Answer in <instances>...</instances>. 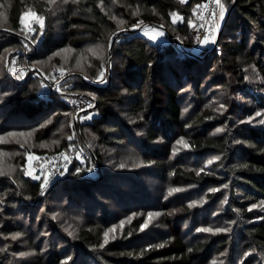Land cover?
<instances>
[{"label": "trees", "instance_id": "trees-1", "mask_svg": "<svg viewBox=\"0 0 264 264\" xmlns=\"http://www.w3.org/2000/svg\"><path fill=\"white\" fill-rule=\"evenodd\" d=\"M111 1L103 0L101 6L100 0H79L73 6L75 10L54 12L46 3L36 0V10L45 21L42 35L38 37L37 34L41 54L30 58L43 59L66 46L109 41L118 30L117 22L109 18ZM206 1L118 0V9L128 29L140 20L144 24H165L170 28L169 12L183 14L184 20L176 26L175 33L186 47L191 48L193 41L188 21L192 9ZM224 4L232 11L225 17L218 48L205 49L199 57L182 53L173 42L154 44L139 34H122L113 45V56L120 59V69L116 71L111 87L93 86L97 93L93 97L98 114L90 122L79 124L74 109L61 96L43 92L42 85L32 74H28L23 82L15 81L9 74L3 78L0 89L4 93L0 98L2 129L20 131L37 126V141L48 140L56 124L40 128L42 121L53 117L57 123L71 111L75 114L74 128L81 142L88 147H85L90 152L88 156L100 170L99 176L93 179L86 174L84 164L76 162L69 176L52 185L44 196L41 181H35L33 176L20 174L17 188L9 179L1 178L0 237L27 232L40 213L43 222L49 220L50 233L58 236L57 239H70L71 252L66 264H208L215 255L224 252H227V264H264V206L261 210H249L251 204L264 202V128L247 127L238 122V118L251 115L259 105L264 108V91L255 96L250 92L253 86L247 79L250 67L264 77V0H224ZM25 6L23 0H10L8 30H0V54L6 48L20 45L23 31L20 17ZM137 8L139 15L133 16L131 13ZM98 64L100 66V62ZM98 72L92 70L87 79H95ZM69 80L62 87L63 91L84 90L85 80L76 81V77ZM215 85L238 96L230 98L238 105L233 107L226 121L208 106V95ZM123 89L127 92L121 94ZM114 103L124 104L136 123L123 120L115 111ZM239 107L241 110L238 111ZM186 108L189 110L183 116ZM217 127H224V131L217 132ZM88 128L97 135L100 145L128 144L138 150L139 159L156 165V173L171 174L173 185L190 188L163 203L156 202L158 198L154 195L133 189L136 184H131L123 171L110 168L99 148L86 137ZM178 136H183L190 147L188 152L169 161L171 143ZM68 145L69 142L63 141L57 152L68 149ZM78 146L84 148L82 144ZM209 154L220 159L212 168L198 174L197 163ZM77 167L81 169L79 173L75 172ZM225 184L227 188L208 191L209 187ZM225 197L228 202L222 205L223 216L237 222L235 233L191 232L194 225L204 220L200 217H208L211 211L217 212L216 207ZM200 198L205 199V204L188 206L190 201ZM48 199L72 206L75 214L83 216V223L72 238L62 226L46 216ZM156 206L164 209L170 226V230L161 232L165 235L162 243L159 242L163 247L149 248V245H156L152 244L154 239L142 240L140 225L144 220L141 218L133 219L124 236L99 247L109 223L123 209L128 213L129 209L145 210ZM27 211L35 217L19 219L18 214L25 215ZM27 219L31 226L27 225ZM185 222L192 228L183 231ZM236 248L238 251L250 249L242 262ZM142 250L143 255H139ZM7 262V253L0 250V264Z\"/></svg>", "mask_w": 264, "mask_h": 264}, {"label": "rangeland", "instance_id": "rangeland-1", "mask_svg": "<svg viewBox=\"0 0 264 264\" xmlns=\"http://www.w3.org/2000/svg\"><path fill=\"white\" fill-rule=\"evenodd\" d=\"M23 1L25 2L26 6H25V12H24V25L22 26L23 31H22L21 36L25 35L24 30L27 24L30 21L32 22L34 19V16L32 15V13H36L37 15L42 16L41 13L36 10V6H35V4L37 3L36 0H23ZM41 1L46 3L47 7L51 10H54V12H60V11L64 12V11L71 10L73 9V6H75L76 4V3L73 4L71 0H69V3L67 4H64L62 0H56L55 3H50V0H41ZM9 5H10V0H3V2L0 3V30L4 32H7L6 30H8V27H6L7 26L6 23H7ZM118 6H119L118 0H112L108 13L111 16L113 15L116 16L117 20L124 21V24L120 25V27L124 28L125 31L117 35L113 43H112V40L114 38V35L111 36L109 41H97V42L85 43L78 47L66 46L65 48H62V49H69L68 51L62 52L60 55H56V56H53L52 55L53 53H52V54L47 55L45 58L43 59L40 58L38 60L37 59L34 60L33 58H30L31 55L35 56V55L41 54L40 43H39L38 37L42 35L43 30L39 28L38 24H35L36 31H33L32 37H33V40H36V42L39 43L38 45L39 49L35 50V48H28L29 57L26 60V65L31 70L30 74H32L40 82L39 73L43 72V73L49 74L50 72H53L55 70L59 71L60 68L63 67L70 71H67L66 74L62 76L61 78L62 86L61 87H63L65 82H67L71 77L72 78L76 77V81L82 82L83 80H85L86 82V84L84 85L85 87H83L84 90L82 89L81 91H78V92L70 91V90L64 91L67 94V96H88V97L94 98L93 96L96 95L97 93L95 92V89H93V86H95V88L96 87L108 88V87H111L115 81V73L117 70L120 69V59L113 56V45L115 41L122 34H125V33L139 34L145 37L149 42H152L154 44H169L172 42L175 44L174 40L170 38L165 33V31H163L162 29L161 30L164 32V36L159 37L157 40H152L149 36L145 35L143 28H140L134 33L128 32V30L136 29V28H133V27L129 29L127 28L126 26L127 22L121 16ZM226 9H227L226 13L228 14L229 7L227 5H226ZM198 12H195V13L192 12V15L190 16V19H189V20L194 21L196 26L199 24ZM179 15L183 17V14L181 13H179ZM180 22L182 21L177 20L176 23H173L171 20L170 28L165 24H162V25H165L170 30V32L183 44L184 42L181 40L179 35L175 33L176 26H178ZM58 26H61V25L59 24ZM145 26L156 27L155 25H152V24H146ZM190 26H191V33H192L191 35H192V41H193L192 46L191 48H188L184 44L183 45L186 48H188L192 53L199 56L205 49H210L212 43L210 42L207 45L202 44V43H197L194 37V29L196 27H193L192 25ZM116 32H118V30ZM4 34H7V33H4ZM37 34H38V37H37ZM21 36L19 38L20 45L18 47L6 48L9 51L6 52L4 49L2 50L0 54V89L2 86V80L3 78H6L7 74H9L12 79H14L12 76V73L9 71V66H10V61H11L10 59L12 58V56H14L16 52H18L20 48L24 47L25 43ZM96 44L105 45V56L103 57V59H101L100 57H94L86 51L88 47L96 45ZM109 44L111 45V47H108ZM217 48L218 47H214L212 50L214 49L217 50ZM12 49H15L16 51H11ZM59 50H57L56 52H58ZM82 56L87 57V59L85 60L81 58ZM49 57H51V60L48 59ZM78 58H81V64L83 65V71H81L79 68L76 67ZM99 62H100V66L98 64ZM102 68L106 69L105 75L107 76L108 81H109V83L106 86L99 87L96 84H94V82L96 81V77H94L95 79L93 80L85 79V76L89 75V73L92 70L100 71ZM229 78L230 80L232 79V77H229ZM247 79L251 82L253 86L250 92L254 93L255 96H259V93L257 92H261L262 90L264 91V77L260 73H258L254 67H250L249 73L247 75ZM70 84L72 85V83ZM218 86L219 85H215V88L213 89V91L209 93L208 106L211 109H213L215 112H217L221 117H223L224 121H226L229 119V114L233 112L234 110L233 107L237 108V105H238V104H234L235 102H232L230 98H238V96L236 94L231 95L228 91L222 90ZM254 87H256V89ZM186 88L189 90V92L191 91L190 87L187 86ZM126 92L127 91L124 89L121 90V94L126 93ZM3 96H4V93L0 92V98H2ZM222 105L224 106L223 108H221ZM70 106L74 109L72 105ZM96 107H97V102H96V106L93 109L85 113H82V114H77L76 110L74 109L77 115L76 117L77 122L79 124L90 122L93 118L90 120H82V119H79V117L86 116L89 113H92L94 117L95 115L98 114ZM113 107L115 111L118 113V115H120L123 120L136 123V119H133L129 115V112L125 110L124 104L114 103ZM189 108H186L187 111L183 112V116H186ZM257 108L258 109L256 111H254L251 115H247L244 119L238 118V122L247 124V127H255V128L263 129L264 124H261L259 121L264 120V111H262L264 110V108L261 107V105H259ZM239 110H241L240 107L238 111ZM258 111L261 112L260 116L255 115V113ZM63 116L64 118L62 120H59L57 123L55 122V119L53 117H49L47 120L42 121L41 125H43V127H40V128H46V127H50L56 124L55 125L56 128L54 127V129L51 130V134L48 137V140L37 141V139L35 138L37 126H34V127L30 126L20 131L9 130L7 129V127H5L6 129L5 128L2 129L0 127V137H3L4 139V142L0 143V149H2L3 152L5 153V155L0 156V162L3 163L4 169L6 172L8 170L9 165H11L14 168V171L12 172L10 176L6 175L3 177H0V180L1 178H7L9 179L11 184H13L17 188V186L20 185L18 184L19 183L18 178L20 174L24 173V169L29 166V163L33 170V174H35L39 167L49 164V162L53 160L55 156H58L59 153L64 152V151L68 152L71 149V148H68L61 152H57L60 144L63 141L72 143L74 147L78 146V144L84 145V148H82L83 153L90 156V152L88 150H85L86 146L85 144L81 142V137L79 133H77L76 129L74 128L75 114L70 111L69 113H66V115H63ZM249 116L253 118L251 121H248L247 119ZM47 121H51V122L46 123ZM217 128L224 129V127H217ZM10 132H15V133L23 132L26 134L31 133V135L27 137L18 136L16 138V139L21 140L22 142L25 139H27V143H25L24 147L22 148L20 144L16 143V139H12L7 135ZM73 133H75V136L72 141H69L67 137L69 135H72ZM85 133H86V137H88L90 141L92 142V145L99 148L101 154L104 157V161L110 168H112L113 170L117 169V171H123L124 173H126L125 176H127V179L129 177V179L131 180V184H136V187H132L133 189L137 188L138 190L151 194V196L154 195L156 199L158 198L157 200H155L156 202L163 203L166 200H168L170 197L172 198L180 192V191H177L169 195V192H168L169 188H177L181 190L185 188H190L188 186L173 185L170 182L171 174L168 175L166 172L163 173L160 171L156 173L155 172L157 171V169H155L156 165L154 163L148 164L143 159H139L140 156H139L138 150H135L134 148H130L128 144L124 146L100 145L97 135L91 132L89 128L86 129ZM181 137L183 136H178L177 139L171 143L172 153H171V157L167 160L170 161L173 159V157L179 154H184L188 152V148H184L183 144H176V141ZM56 140H58L59 143H52L53 141H56ZM184 141L186 142L185 138H184ZM42 142L48 144L49 146L46 148H41L40 144ZM173 148H177L179 149V151L173 152ZM86 149H88V147H86ZM25 153H30L33 155V159L31 162L28 161ZM89 156L88 157L86 156L83 167L86 168V174L89 177L94 179L98 177L99 174L87 170L90 168V163L88 159ZM213 156H217V155L209 154L202 161L198 162L197 163L198 169L200 170V169L212 168L214 163L217 160L213 161V163L211 164H207L206 162L208 159H211ZM128 160L130 161V163H126ZM121 163L125 164L124 168L118 167V165ZM133 165H135V167ZM41 183H43V179L41 180ZM55 183H53L52 185H54ZM52 185L47 186V188L43 190V192H41L43 196L46 195V193L52 187ZM209 188H215V189H218L219 191V190H222L220 188H223V187L213 186ZM200 199H194V200L199 201ZM203 200L205 204L206 201L205 199ZM1 201L2 200L0 196V202ZM46 203H47L46 211L48 214L46 216H49V219L56 221V223L59 226H62L65 229V231L68 233L69 238H72L75 232L80 228L81 224L83 223V220H84L83 216L80 213L75 214L76 210L74 209V207L65 205L64 203H61V202H57L55 199L53 200L48 199ZM224 204L225 203H221V205L217 206L216 207L217 212L213 213V211H211L212 214L209 213L210 215L208 217H200V219H204V220L199 221V223L194 225L193 229H191L190 231L191 232L195 231L196 233H200V234H209L208 232H203V231L198 232L196 231V229L203 228V227H213V228L219 227V228L230 229V231L220 232V233L234 234L237 228V222L229 221L224 218L223 209H222V205ZM198 205L202 206L203 204H198ZM255 205H257V207L251 208L250 206V208L253 210H261L263 207L261 206V204H255ZM45 207L44 208L42 207L43 210L45 209ZM42 208L40 210H42ZM149 212L153 213L152 217L148 216ZM164 212H165L164 209H162L161 207H157V206L154 208H151V209L149 208L145 210L142 208L141 209L136 208L133 210L131 209L130 211L129 209L128 213H125V209H123V212L122 213L120 212L119 216H115L113 218V221L109 223L106 229L107 231L110 228H112L113 225L116 226L113 232H109V241L117 240L121 238L122 236H124V233L127 231L129 226L131 225V222L133 221V219L141 218L142 220H144V223H145V220L148 221L147 225L143 229L140 230L143 236L142 240L146 241L149 238H151V239H154V241L156 242V243L153 242L152 244H157L159 242L162 243L163 239L165 238V235L162 234L161 232H164L165 230H170V226L169 224H167L168 222L165 218ZM1 213L2 211H0V214ZM31 213L32 212H28V211L25 212V215L24 214L22 215L20 213L18 214L19 219L23 220V219L29 218L31 220L33 217H35V215ZM155 213H160V214L155 215ZM54 215H55V218H53ZM121 220L125 221L123 227H121L120 225ZM48 221L49 220H47V222ZM47 222H43L42 215L39 213L38 217H36L34 223L32 224V227L30 228V230H28L25 233H22L20 237L13 239L11 234L7 236L4 235V237H0V250H5V252L7 253V257H9V262H7L6 264H62V262L63 264H66V262L69 260V254L71 252L70 244H69L70 239L69 240L68 239H65V240L57 239L59 238L58 236H55L54 233L49 232V229L47 228ZM1 224L2 223L0 222V225ZM27 225L31 226V223H29L28 219H27ZM188 228H192V226L191 224L185 222L183 224V231H186ZM70 233H74V234H70ZM112 236H115V239H112ZM188 236L190 237V235ZM237 248L235 251L239 253L240 255L239 258H240V261L242 262L243 259L247 257L244 255V253L245 252L250 253L249 252L250 249H245V250L242 249L238 251L239 249ZM21 252L27 253V255L20 256L19 253ZM213 262H215V264H227V252H224L221 255H215L208 264H213Z\"/></svg>", "mask_w": 264, "mask_h": 264}, {"label": "snow or ice", "instance_id": "snow-or-ice-1", "mask_svg": "<svg viewBox=\"0 0 264 264\" xmlns=\"http://www.w3.org/2000/svg\"><path fill=\"white\" fill-rule=\"evenodd\" d=\"M55 2H56V0H50V3H55ZM62 2L64 4H67V3H69V0H62ZM71 2L73 4H75V3H78L79 0H71ZM185 2H186V0H180V3H185ZM100 4H101V6H103V0H100ZM211 5H215V7H210ZM200 9H203L204 11H209L210 15H211V21L209 22L208 32L202 37V39H200V43L205 44V45L209 44L210 42L211 43H215L216 31L220 27V22H222L224 20L225 13L227 11L226 5L222 2V0H207L206 3L197 4L196 7L192 9V11L195 13V12H198ZM152 11L155 12V8H153ZM139 12H140V9L137 8L131 14L133 16H137V15H139ZM73 14L75 15L76 13H73ZM32 15L34 16V19H33L32 23L38 24L39 28L41 30H43V28H44V19L45 18L42 17V16L37 15L36 13H32ZM169 16L171 17L173 23H176L177 20L183 21V19H184L176 11L169 12ZM109 18L111 20H115L117 22L118 32L125 31L124 28L120 27V25L124 24L123 20H117V17L114 16V15L109 17ZM200 19L201 20L205 19L203 13L200 14ZM20 23H21L22 26L24 25V14H22L21 17H20ZM188 23L190 25H192L193 27H196V24H195L194 21L189 20ZM142 25H144V21L140 20L137 23L133 24L132 27L133 28H141ZM201 27H203V25H201ZM162 28H163V25H159V26H156V27L144 26L143 27V31H144V34L149 36L152 40H157L159 37L164 36V32L161 30ZM25 31L27 33H30V32L36 31V29L32 28V27H28L27 29H25ZM116 34L117 33H113L112 35H116ZM29 39H32L31 36H29ZM32 43L33 44L36 43V40H32ZM108 47H111V45L109 44ZM68 50L69 49H61L58 52H54L52 55L53 56L60 55L62 52H65V51H68ZM5 51L7 52L9 50L5 49ZM11 51H16V50L12 49ZM72 51H74V50H72ZM86 51L88 53H90L94 57H100L101 59H103V57L105 56V45L104 44H96V45L88 47L86 49ZM81 58H83L85 60L87 59V57H83V56ZM81 58L77 59L76 67L79 68L81 71H83V65L81 64ZM48 59L51 60V57H49ZM9 71L14 76L16 75V68L15 67L9 66ZM59 71H60L61 76H64L66 74V72L70 71V70L61 67ZM105 74H106V69L102 68L99 71L98 75L96 76V81L99 82V83H105L106 82L105 79H104L105 78ZM25 75H26L25 71L23 69H21V74L17 77V79H23ZM50 78L53 79V80L56 79L55 77H50ZM87 78L88 77L85 76V79H87ZM5 95H7V93H5ZM88 106L92 107L91 103H89ZM223 107L224 106L222 105L221 108H223ZM185 111H187V109H185ZM262 111H264V110H262ZM255 115L256 116H260L261 112L258 111V112L255 113ZM92 118H93L92 113H89L86 116L79 117V119H82V120H90ZM140 118L142 119V117H140ZM247 119H248V121H251L253 118L251 116H249ZM50 122L51 121H47L46 123H50ZM259 122L261 124H264V120H261ZM41 127H43V125H41ZM216 131L217 132H223L224 129L223 128H217ZM7 135L10 138H12V139H16L18 136L19 137L30 136L31 133H27L26 134V133H23V132H21V133L10 132ZM74 136H75V133H73L72 135H69L67 137V139L69 141H72ZM2 142H4V139H3V137H0V143H2ZM16 143L20 144V146L23 148L24 144L27 143V139H25L23 142L21 140H19V139H16ZM52 143H59V141L56 140V141H53ZM176 144H183L184 148H189L190 147L184 141L183 137L179 138L176 141ZM48 146H49L48 144L43 143V142L40 144L41 148H46ZM89 146H91V145H89ZM68 147L69 148H74V145L69 143ZM82 151H83L82 149L77 151V156L78 157L80 156V153ZM177 151H179V149L173 148V152H177ZM2 155H5V153L3 152L2 149H0V156H2ZM25 155L27 156L28 161L31 162L32 159H33V155L30 154V153H25ZM58 155L65 161L64 169H63V171H61L59 173L60 175H63L64 172H66L67 169H68V162L71 160V157L67 154L66 151L61 152ZM37 159H38V157H37ZM219 159H220L219 156H213L211 159H208L206 163L207 164H211V163H213V161L219 160ZM133 166L135 167V165H133ZM118 167L124 168L125 164L121 163V164L118 165ZM242 167H246V165H243ZM87 170L88 171H92V168H89ZM13 171H14V168L11 165H9L8 166V170L6 172L5 169H4L3 163L0 162V177L6 176V175L10 176ZM80 171H81V169L79 167H77L75 169L76 173H79ZM199 171H203V169L198 170V174H199ZM24 174L28 175V176H33V178L37 179V180L41 179V177L39 175H34L33 174V170H32V168L30 166V163H29V166L24 169ZM50 175H51L50 173L45 172L44 177H43V183L40 185L42 190L50 183ZM222 187L227 188L228 185L225 184V185H222ZM177 191H181V189H177V188H169L168 189L169 195H171L172 193L177 192ZM208 191L209 192H215V191H218V189L209 188ZM165 198H167V197H165ZM227 202H228L227 197H225L224 200L222 201V203H227ZM203 203H204V200H203V198H201L199 201L198 200L190 201L188 206L189 207H194V206H197L198 204H203ZM261 206H264V202H261ZM255 207H257V205H255V204L251 205V208H255ZM251 208L249 210H251ZM173 211H177V210L174 209ZM237 211H239V210L237 209ZM159 214L160 213H155V215H159ZM169 215H171V213H169ZM148 216L152 217L153 213L149 212ZM53 218H55V215L53 216ZM124 223H125L124 220L120 221L121 227H123ZM147 223H148V221L145 220V223L140 225L141 229H143L147 225ZM115 228H116V226L113 225L112 228H110L109 230H107V231H105L103 233L104 240H103V243H101L99 245V247L102 248V247H104L105 244H107L109 242V232H113L115 230ZM196 231H198V232L203 231V232H208V233H220V232L230 231V229H228V228H219V227H217V228L203 227V228H197ZM70 234H74V233H70ZM11 235H12L13 239H15L17 237H20L22 235V233L16 232V233H12ZM129 235H131V233H129ZM112 239H115V236H112ZM165 243H167V242L165 241ZM148 247L149 248H152V247L159 248V247H163V244L149 245ZM189 251H191V249H189ZM19 255L20 256H25V255H27V253L21 252V253H19ZM139 255H143V250L139 253ZM244 255L248 256L249 253L245 252ZM62 264H63V262H62ZM213 264H215V262H213Z\"/></svg>", "mask_w": 264, "mask_h": 264}, {"label": "built area", "instance_id": "built-area-1", "mask_svg": "<svg viewBox=\"0 0 264 264\" xmlns=\"http://www.w3.org/2000/svg\"><path fill=\"white\" fill-rule=\"evenodd\" d=\"M207 2V1H206ZM205 2V3H206ZM222 2L224 3V0H222ZM210 7H215V5H211ZM203 13L205 19L201 20L200 19V14ZM199 15V24L196 26V28L194 29V37L197 41V43H200V39H202V37L208 32V27H209V22L211 21V15L209 11H204L203 9H201L198 12ZM227 13L225 14L226 17ZM224 17V20H225ZM224 20L222 22H220V27L219 29L216 31V36L217 33L223 29L224 27ZM201 25H203V27H201ZM28 27H32L35 28V23H32L31 21L27 24L26 28ZM25 35L21 36L23 38L24 41V47L20 48L18 50V52H16L14 54V56H12V58L10 59V66L15 67L16 68V75L13 76L14 80L17 82H23L25 81L26 77L28 74H30L31 70L29 69V67L26 65V60L29 57L28 54V48H35V50H38L39 47V43H32L33 40V32L27 33L25 30ZM29 36H31L32 39H29ZM216 38V37H215ZM21 69H23L26 73V75L24 76L23 79H17V77L21 74ZM39 77H40V82L41 85L45 91V93L47 95H59L61 96V98L67 103L70 104L74 107V109L76 110L77 114H82L85 113L91 109H93L96 106V100L92 97H88V96H67V94L63 91V88L61 87V83H62V76L60 74V71L55 70L53 72H50L49 74L46 73H39ZM50 77H55L56 79L53 80ZM105 83H99L97 81L94 82V84H96L99 87H104L106 86L109 81L107 76L105 75ZM89 103H91L92 107H89ZM82 149L79 146H75L74 148H71L67 154L71 157V160L68 162V169L66 172H64L63 175H60L59 173L61 171H63L64 169V164L65 161L58 155L55 156L53 160H51L49 162V164H46L45 166H41L37 169L36 173L34 175H39L41 177L40 180L34 179L35 181L39 182L43 179L45 172L50 173V183L47 185H52L53 183L57 182L58 180L67 178L69 176V170L71 169L72 165L75 164L76 162L78 163H85V159L86 156L88 157L87 154L83 153V151L80 153V156H77V151ZM83 150V149H82ZM89 159V163H90V168H92V172L94 173H99V166L98 164L92 159V158H88ZM47 186L43 189L45 190L47 188ZM43 190L41 189V192H43Z\"/></svg>", "mask_w": 264, "mask_h": 264}, {"label": "water", "instance_id": "water-1", "mask_svg": "<svg viewBox=\"0 0 264 264\" xmlns=\"http://www.w3.org/2000/svg\"><path fill=\"white\" fill-rule=\"evenodd\" d=\"M232 9L229 11V13H231ZM146 25V24H145ZM145 25H142L141 28H143ZM155 26H159V25H162V24H154ZM140 28H136V29H131V30H128V32L130 33H134L135 31L139 30ZM163 31H165V33L174 40L175 44L180 48L181 52L185 53V54H188V55H191V56H195V57H199L198 55H195L194 53H192L188 48H186L171 32L170 30L165 26L163 25V28H162ZM222 31L223 29H221L218 33H217V36L215 38V43H212L211 44V47H210V50L213 49L214 47H216V45L218 44L219 42V39L221 37V34H222ZM117 34L114 35V38L112 40V43L114 41V39L116 38L117 35H119L120 33L122 32H116ZM82 76V75H81ZM83 77V76H82Z\"/></svg>", "mask_w": 264, "mask_h": 264}]
</instances>
